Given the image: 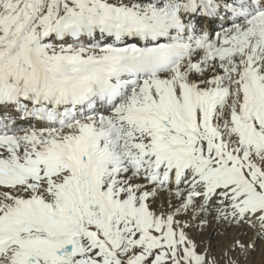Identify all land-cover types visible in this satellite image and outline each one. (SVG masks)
I'll return each mask as SVG.
<instances>
[{
	"label": "snow or ice",
	"instance_id": "obj_1",
	"mask_svg": "<svg viewBox=\"0 0 264 264\" xmlns=\"http://www.w3.org/2000/svg\"><path fill=\"white\" fill-rule=\"evenodd\" d=\"M193 222L264 240V0H0V264L256 249Z\"/></svg>",
	"mask_w": 264,
	"mask_h": 264
},
{
	"label": "bare ground",
	"instance_id": "obj_2",
	"mask_svg": "<svg viewBox=\"0 0 264 264\" xmlns=\"http://www.w3.org/2000/svg\"><path fill=\"white\" fill-rule=\"evenodd\" d=\"M192 239L196 241L201 249L209 248L213 253L221 254L237 238L244 242H256V249L249 251L247 258L239 257V264H264V240H256L255 231L237 225L216 224L210 222L203 229L193 226L188 229ZM233 258L236 259L235 254Z\"/></svg>",
	"mask_w": 264,
	"mask_h": 264
}]
</instances>
